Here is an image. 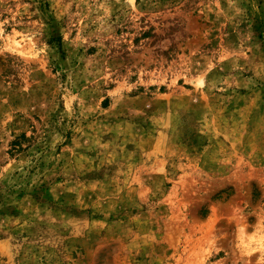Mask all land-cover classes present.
I'll use <instances>...</instances> for the list:
<instances>
[{"label": "rangeland", "instance_id": "374dc122", "mask_svg": "<svg viewBox=\"0 0 264 264\" xmlns=\"http://www.w3.org/2000/svg\"><path fill=\"white\" fill-rule=\"evenodd\" d=\"M0 264H264V0H0Z\"/></svg>", "mask_w": 264, "mask_h": 264}]
</instances>
